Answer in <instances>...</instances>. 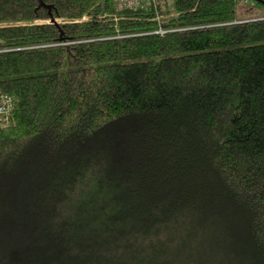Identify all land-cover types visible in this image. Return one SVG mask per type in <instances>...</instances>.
<instances>
[{"label":"trees","instance_id":"obj_1","mask_svg":"<svg viewBox=\"0 0 264 264\" xmlns=\"http://www.w3.org/2000/svg\"><path fill=\"white\" fill-rule=\"evenodd\" d=\"M42 1L0 0V264H264V0Z\"/></svg>","mask_w":264,"mask_h":264},{"label":"built area","instance_id":"obj_2","mask_svg":"<svg viewBox=\"0 0 264 264\" xmlns=\"http://www.w3.org/2000/svg\"><path fill=\"white\" fill-rule=\"evenodd\" d=\"M118 10L122 9H152L157 8V0H114ZM242 3H247V0H241ZM86 17H83L85 20ZM159 33H164L160 30ZM13 98L8 94L0 93V124L7 123L10 120V115L13 109Z\"/></svg>","mask_w":264,"mask_h":264},{"label":"rangeland","instance_id":"obj_3","mask_svg":"<svg viewBox=\"0 0 264 264\" xmlns=\"http://www.w3.org/2000/svg\"><path fill=\"white\" fill-rule=\"evenodd\" d=\"M159 1V0H158ZM171 1V0H170ZM259 10H261V9H259V8H256L255 10H253V9H249V8H245V7H241V10H240V15H242V16H244V17H248V18H250V17H254V16H257V15H259V14H263L264 12H261V11H259ZM262 10H264V9H262Z\"/></svg>","mask_w":264,"mask_h":264},{"label":"water","instance_id":"obj_4","mask_svg":"<svg viewBox=\"0 0 264 264\" xmlns=\"http://www.w3.org/2000/svg\"><path fill=\"white\" fill-rule=\"evenodd\" d=\"M40 3H41V5H43V1L42 0H40ZM264 3V2H263Z\"/></svg>","mask_w":264,"mask_h":264}]
</instances>
